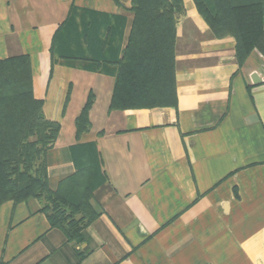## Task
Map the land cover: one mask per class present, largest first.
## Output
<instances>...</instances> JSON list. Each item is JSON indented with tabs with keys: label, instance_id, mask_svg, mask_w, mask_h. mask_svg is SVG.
Wrapping results in <instances>:
<instances>
[{
	"label": "crops",
	"instance_id": "1",
	"mask_svg": "<svg viewBox=\"0 0 264 264\" xmlns=\"http://www.w3.org/2000/svg\"><path fill=\"white\" fill-rule=\"evenodd\" d=\"M182 1L175 105L120 110L132 0H0V60L29 57L33 95L59 125L48 186L88 173L97 212L68 240L42 200L4 201L0 264H264V53L240 65L235 39Z\"/></svg>",
	"mask_w": 264,
	"mask_h": 264
},
{
	"label": "trees",
	"instance_id": "2",
	"mask_svg": "<svg viewBox=\"0 0 264 264\" xmlns=\"http://www.w3.org/2000/svg\"><path fill=\"white\" fill-rule=\"evenodd\" d=\"M193 2L216 38L235 39V57L240 65L251 49L264 53V0ZM130 11L134 18L123 56L115 63L116 81L110 107L121 110L175 105V23L184 13L183 1L132 0ZM91 102L90 95L77 119L78 133L88 125ZM58 130V123L43 117L41 101L33 95L29 57L18 55L0 60V204L7 200H42L44 196L55 204L54 212L49 213L46 206L41 210L53 227L60 228L68 240H74L97 212L91 204L88 173L79 172L65 179L57 190L48 186L44 155ZM34 134L42 135L45 145L42 155L39 154L41 164L35 170L32 164L36 153L23 160V167L18 162L22 142ZM10 171L17 176L13 178ZM70 187L82 197L76 204L62 194ZM60 205L68 206L72 213L65 217L58 210ZM81 210L85 212L81 218H73Z\"/></svg>",
	"mask_w": 264,
	"mask_h": 264
},
{
	"label": "rangeland",
	"instance_id": "3",
	"mask_svg": "<svg viewBox=\"0 0 264 264\" xmlns=\"http://www.w3.org/2000/svg\"><path fill=\"white\" fill-rule=\"evenodd\" d=\"M64 59H67V58H64ZM43 140H44L43 136L39 135V134L28 135V137L25 138V140L22 142L21 148H20L22 157H21L20 161H18L19 164H20V165L18 164L19 166L23 167V164H24L23 160H25L29 156L33 155L34 153H36L35 156H34V163L32 164V166H33L32 168H33V170L38 168V166L41 164L40 155H42V150L45 147V145L43 144L44 143ZM11 168H13V167H11ZM9 173L13 174V178H15L17 176V174L14 173L13 171H10ZM66 192H65V194L64 193H62V194L64 196H67V197H64V198L66 200H69L71 203H73V204L75 203L76 204V202H78V199L82 200V199H80L81 196H77L76 193H75V190H73L71 187H70V189L68 188L66 190ZM79 202H81V201H79ZM62 205L58 206V210L61 213L63 212L65 217L69 216L70 213H72L71 209H69L68 206L64 207ZM42 206H46V208H48L49 213L50 212H54L55 204H53L51 201H47L44 196H43V199H42ZM84 213H85L84 210L78 211L77 213H75V215H73V218L78 220L79 218H81V216Z\"/></svg>",
	"mask_w": 264,
	"mask_h": 264
}]
</instances>
